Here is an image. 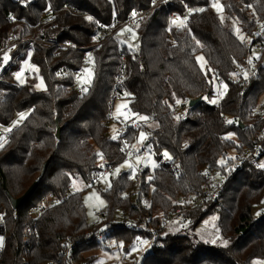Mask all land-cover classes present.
Instances as JSON below:
<instances>
[{
    "label": "trees",
    "instance_id": "16d2710c",
    "mask_svg": "<svg viewBox=\"0 0 264 264\" xmlns=\"http://www.w3.org/2000/svg\"><path fill=\"white\" fill-rule=\"evenodd\" d=\"M184 1L192 7L185 17ZM218 1L225 17L238 21L243 39L220 22L210 8L211 0H174L155 7L135 24L138 44L134 51L122 40L130 33L119 35L132 24L118 31L116 41L109 39L92 49L89 61H93V78L88 91L80 94L71 84L83 50L34 42L11 53L16 56L23 50L17 61L28 59L44 88L37 89L31 82L20 84L9 71L0 81V124L26 114L0 149V211L6 231L0 264H48L63 255L66 245L85 264L96 257L87 253L110 250L113 240L128 245L137 238L151 239L150 234L130 230L127 225L158 210L173 211L180 197L199 196L206 180L202 168L222 170L233 162L236 153L250 146L247 123L255 118L251 112L264 92V67L245 88L233 81L232 73L248 52L244 37L251 33L255 18L264 16V0ZM151 3L0 0V39L14 29L18 37L42 35L47 40L84 47L102 39L100 26L120 23L133 9H147ZM202 6L205 8L200 9ZM48 9L55 15L53 27L38 31L37 22ZM171 14L175 18L171 19ZM10 15L12 21L8 20ZM178 17L183 26L172 23ZM199 52L210 70L204 72L197 64L195 55ZM121 63L125 65L121 98L139 118V126L130 130L129 138L137 137L140 131L149 133L143 146L151 144L157 166L147 181L148 167L140 173L137 188L142 195L135 198L129 194L136 186L134 174L119 173L101 192L106 203L104 215L88 224L82 192L95 183L88 175L96 167L97 150L112 163L118 164L123 158L118 140L108 135L109 100ZM212 75L227 87L217 103L204 100L215 95ZM193 99L199 100L189 106ZM185 105L188 111L184 118L173 115V109ZM254 125H264V119ZM228 150L234 151L233 157ZM163 152L169 160L163 159ZM44 164L34 191L13 215L10 197L22 196ZM226 174L219 197L174 218L157 233L140 264H264V211L258 217L252 215L253 206L264 196V167L259 162L253 166L242 161L239 168ZM72 180L85 184L82 191L73 189ZM48 195L61 200L35 216L31 209ZM211 210L217 212L218 227L228 238L227 245L189 234V229ZM118 211L121 222L115 220ZM157 221L155 218L153 223ZM170 226L175 231L170 232ZM97 233H102L100 238Z\"/></svg>",
    "mask_w": 264,
    "mask_h": 264
},
{
    "label": "built area",
    "instance_id": "2783aa9c",
    "mask_svg": "<svg viewBox=\"0 0 264 264\" xmlns=\"http://www.w3.org/2000/svg\"><path fill=\"white\" fill-rule=\"evenodd\" d=\"M174 0H152V3L147 9H133L127 15V18L120 23H115L111 26H100L99 33L100 38L99 42L92 43L88 46L77 47L70 45L68 43H58L55 41L47 40L42 35H26V36H17V33L14 29H9L5 37L0 39V81L4 80V75L18 60V56L22 54L23 50L17 52L16 56H12L18 46H24L27 43L41 42L45 44H51L61 48H72V49H81L84 51L82 56V61L79 67L75 70L73 74V81L71 87L77 92H84L83 89L87 88L90 84L86 85L84 74L87 72V64L89 58L91 57V51L94 48H98L102 43L111 39L116 41V35L120 29L125 25H135L141 21V19L152 9L157 6L172 3ZM185 9L183 12V17L187 16L191 11L192 7L188 5L185 1L182 2ZM200 9L205 8L204 6L199 7ZM176 15L171 14L170 18H175ZM14 19L13 15L8 16V20L12 21ZM55 19L54 13L48 9L38 22V31H42L44 28L53 27V21ZM244 44L247 46L248 52L243 59V62L237 66V68L232 73V79L234 82L240 84L245 88L250 80L255 79L258 73L259 68L264 67V16L256 17L254 20V27L250 34L244 37ZM7 55L8 59L5 60L4 57ZM26 75L29 76L30 73L26 72ZM247 77V78H246ZM125 78V65L121 63L120 72L115 78L114 87L109 100V109L108 116L110 122L113 121L116 125L115 134L112 135L110 132L108 135L116 140H118L120 145V152L123 154L122 160L129 161L130 167L127 168V173L134 174L136 186L130 190L129 194L131 197L135 198L139 195H142L140 190L137 188L138 183H140L139 176L140 173L144 170L142 160L146 153V148L142 144L141 146L137 145L136 137L129 138L130 130L136 129L139 126V118L131 111L129 105L124 104L122 106L121 112L118 115H114V103L117 99L121 98L124 94V89L122 87V80ZM188 111V105L182 106L178 109H173L172 113L178 118H184ZM251 115L255 117L251 122L247 123V128L250 132V146L244 147L239 153H236L233 157V162L224 169L214 170L208 167L201 169V173L205 176V183L202 187V192L199 196L192 199H185L180 197L177 200V207L171 212H162L156 211L149 218L145 216L137 217L133 222H130L127 226L130 230H138L146 234H150L152 243L154 242L157 233L163 228L168 226L174 218H178L182 212L189 211L194 208L204 207L208 202L215 201L222 190L226 173L229 169H236L240 167L242 161L248 162L253 166L258 165L260 159L264 158V146L262 140L264 139V125L256 127L254 122L258 123L260 120L264 119V110L253 108ZM109 122V123H110ZM20 122H15V119L6 125L0 124V144H4L11 137L12 133L15 131L16 127ZM6 129H11V131H6ZM109 131V130H108ZM136 144V145H134ZM2 147H0L1 149ZM96 167L89 172L88 178L91 182L98 181L101 177L107 174H111L115 169L117 163H112L109 161L105 154L101 150H97L96 153ZM133 160L138 161L139 163L135 165L132 163ZM138 175V177H137ZM72 183L67 187L71 188ZM60 198L55 195H48L45 197L37 207L32 208L31 211L35 216L39 215L45 208L50 207L51 205L60 202ZM143 201H147L146 198ZM17 207L11 205V212L15 215ZM106 209L103 208L96 213L98 219H100ZM157 218L158 221L153 223V220ZM102 233H97V238L101 237ZM6 237L5 231V222L2 218V212L0 211V258L3 254L4 249V239ZM138 245L140 241L137 240ZM145 252L142 253L144 255ZM48 264H84L82 260H79L74 257L70 245H66V248L63 251V255L58 257L56 260L49 262ZM111 264H127L123 261L116 260ZM133 264V263H131Z\"/></svg>",
    "mask_w": 264,
    "mask_h": 264
},
{
    "label": "rangeland",
    "instance_id": "374dc122",
    "mask_svg": "<svg viewBox=\"0 0 264 264\" xmlns=\"http://www.w3.org/2000/svg\"><path fill=\"white\" fill-rule=\"evenodd\" d=\"M218 4L220 8H216L213 5ZM210 8L214 11V13L217 15L219 18L220 22L228 27H230L234 33L239 36V38L243 37V34L240 32L239 26H238V21L234 17H225V14L223 12V8L221 3L218 0H211L210 2ZM176 20V19H175ZM181 22H183L182 19L177 20V23L175 25H180ZM130 33L129 38L123 39L124 43H126V46L129 50L134 51L137 47L138 44V33H137V25L133 26H127L123 28L119 35H122L124 33ZM242 39V38H241ZM195 59L199 67L205 72L208 69L207 66V60L202 52H199L195 55ZM19 64L11 68L9 70V73L16 79L18 83H33L34 87L37 89H43L44 88V83L43 80L40 78L38 73L35 70V67L29 62L28 59H21L19 61ZM93 61L90 60L88 67H87V72L84 74V79L86 82V85L90 84V81L93 78ZM210 70V69H208ZM26 72H29L30 75L27 76ZM17 73H20V78L17 79ZM91 74V80H88V76ZM213 79V86L215 89V95L212 96L211 98L207 99L204 97L205 101L211 102V101H216L217 103L221 97L224 96L227 87L224 83H218L215 79L214 76L212 75ZM211 80V79H210ZM23 81V82H21ZM126 103L124 98H119L115 101L114 103V115H118L121 112L122 106ZM212 103V102H211ZM256 109H263L264 110V92L263 94L259 97V100L257 102V105L255 107ZM21 114H18L15 116V122H22L24 118L26 117V114H24V118H20ZM116 129V125L113 121L110 122L109 124V132L110 134L114 135ZM144 133V136H150L149 133L145 131H140L137 134L136 137V142L137 145L141 146L145 139L141 141V136L140 134ZM148 136V137H149ZM232 136V135H230ZM233 138V136H232ZM5 145V144H4ZM136 145V144H134ZM146 147V153L144 155V159L142 160L143 166L148 167V174L146 176V181L151 177V173L153 169L157 166V161L154 157V153L152 150L151 144H148L145 146ZM166 152H163V159L169 160V155H165ZM233 150H228V154L230 157H233ZM220 163L224 162V160L220 159ZM132 163L137 165L139 162L136 160H133ZM259 164L262 166L264 165V158L259 160ZM130 165L129 161L121 160L116 165V169L111 173L104 175L101 177L97 182H95L93 185L88 184V188L82 192V200L85 206V212H86V218H87V223L88 224H94L96 223L99 219L96 215L98 211L106 207V203L104 198L101 195V192L108 189L111 185V181L121 172L127 171L128 166ZM117 169H119V172L117 173ZM130 174V173H129ZM133 174V173H132ZM132 174H130L132 176ZM133 177V176H132ZM72 183H74V188L76 190H81L85 187L84 183L79 182L77 180H72ZM98 197V198H97ZM101 201L103 203H101ZM264 211V196L262 199L253 206L252 208V215L253 217H258L260 216ZM121 212H117L115 215V220L117 222H121ZM218 218H217V212L215 210H211L210 214L207 215L195 228L189 229V234H194L197 238L201 240H209L213 243L215 241V244L219 245H227L229 243L228 238L224 237L218 227ZM188 222L190 220H187ZM188 222L185 224V226L188 225ZM173 227L170 226V232L175 231V229H172ZM188 229V228H187ZM137 240L140 241V244L142 245V248H139L137 244L133 241H129L130 244L126 245L125 242L120 241L119 244L117 242H114V240L109 244V249L105 250L99 249L97 251L87 253L86 255H91L95 254L96 257L93 260L88 261V263L85 264H111L112 262L116 260H125L126 262L130 261L131 259L129 258V255H132V261H134L136 264H140L142 255L141 252L144 250L147 251L150 249L151 245L150 244V238H144V239H139ZM147 241L145 244L144 242ZM224 241H227L228 243L225 244ZM118 244V245H117ZM118 247H117V246ZM116 246V247H115ZM123 246L129 247L130 253L129 255H124V251L122 250ZM109 251V252H107ZM125 262V263H126ZM259 262V261H258Z\"/></svg>",
    "mask_w": 264,
    "mask_h": 264
},
{
    "label": "water",
    "instance_id": "95a60500",
    "mask_svg": "<svg viewBox=\"0 0 264 264\" xmlns=\"http://www.w3.org/2000/svg\"><path fill=\"white\" fill-rule=\"evenodd\" d=\"M199 99H193V100H190L189 102V106H192L194 105ZM45 167H46V164H44L43 168H42V172L41 174L34 180V182L30 185V187L26 190V192L18 197V198H12L10 197V202H11V205L14 206V207H19L31 194L32 192L34 191L38 181L40 180L41 176L43 175V172L45 170Z\"/></svg>",
    "mask_w": 264,
    "mask_h": 264
},
{
    "label": "snow or ice",
    "instance_id": "6c2138e0",
    "mask_svg": "<svg viewBox=\"0 0 264 264\" xmlns=\"http://www.w3.org/2000/svg\"><path fill=\"white\" fill-rule=\"evenodd\" d=\"M214 7H216V8H220V6L218 5V4H215V5H213ZM90 19V18H89ZM177 20H179V17L176 19V20H173L172 21V23L173 24H176L177 23ZM179 26H183V22H181V24L179 25ZM242 39H243V37H241ZM4 59L5 60H7L8 59V57H7V55H5V57H4ZM20 78V73H17V79H19ZM247 78V77H246ZM88 80H91V74L88 76ZM21 82H23V81H21ZM83 91H85V92H87L88 91V89L87 88H84L83 89ZM212 103H215L216 101H211ZM20 118L21 119H23L24 118V114H21V116H20ZM140 119H147L146 117H140ZM6 131H11V129H6ZM140 136H141V141L143 140V139H145V136H144V133H141L140 134ZM0 147H3V144H0ZM165 155H167V153H165ZM129 167H130V165H129ZM262 167H264V165H262ZM119 172V169H117V173ZM98 198V197H97ZM101 203H103L102 201H101ZM0 242H2V238H0ZM145 244L147 243V241H145L144 242ZM213 243H215V241H213ZM224 243L225 244H227L228 242L227 241H224Z\"/></svg>",
    "mask_w": 264,
    "mask_h": 264
},
{
    "label": "crops",
    "instance_id": "0c3cea01",
    "mask_svg": "<svg viewBox=\"0 0 264 264\" xmlns=\"http://www.w3.org/2000/svg\"><path fill=\"white\" fill-rule=\"evenodd\" d=\"M125 34V33H124ZM120 37H121V35H120ZM136 244L138 243V242H135ZM140 243V242H139ZM152 244V241L150 240V244L149 245H151ZM137 246L139 247V248H142V245L140 244V245H138L137 244ZM122 250L124 251V255H129V253H130V250H129V247L127 246V248H126V246H123L122 247ZM144 252V250L141 252V255H142V253ZM132 255H129V258L131 259L130 261H128V262H126L125 260H122L123 262H126L127 264H131V263H133V264H136L134 261H132Z\"/></svg>",
    "mask_w": 264,
    "mask_h": 264
}]
</instances>
